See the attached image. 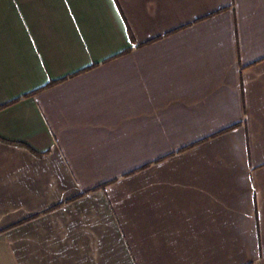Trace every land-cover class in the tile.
<instances>
[{
	"label": "crops",
	"instance_id": "obj_1",
	"mask_svg": "<svg viewBox=\"0 0 264 264\" xmlns=\"http://www.w3.org/2000/svg\"><path fill=\"white\" fill-rule=\"evenodd\" d=\"M0 264H264V0H0Z\"/></svg>",
	"mask_w": 264,
	"mask_h": 264
}]
</instances>
